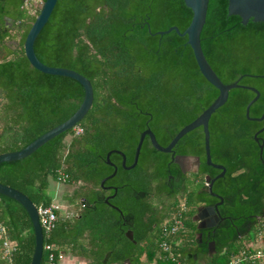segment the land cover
Masks as SVG:
<instances>
[{
    "label": "trees",
    "instance_id": "trees-1",
    "mask_svg": "<svg viewBox=\"0 0 264 264\" xmlns=\"http://www.w3.org/2000/svg\"><path fill=\"white\" fill-rule=\"evenodd\" d=\"M28 1L0 0V154L20 151L68 120L85 96L78 81L44 74L28 61L24 43L40 12L32 14ZM228 4L229 0H210L201 46L224 84L241 78L239 84L260 92L250 108V117L260 118L264 22L242 24L239 16L228 15ZM192 16L184 0H58L34 50L45 65L85 76L93 86V105L73 129L27 158L0 164V183L25 194L38 210L54 206L52 183L78 186L70 202L78 205L79 212L64 216L56 208L55 228L50 232L43 228L41 264H61L62 255L68 253L87 264H230L243 252L261 249L248 244L264 231V149L261 154L255 141L264 120L247 118L246 108L255 93L246 88L231 90L209 123L212 161L226 168L214 192L224 197L225 214L239 228L228 220L215 240L214 253L208 252L207 243L198 244L193 221L196 200L207 197L200 192L205 176L221 172L206 162L202 128L174 148L177 154L198 156L202 162L200 171L182 178L174 193L168 176L178 173L175 165L168 166L171 154L157 151L148 136L131 170L123 168L121 155L112 153L110 160L118 172L104 186L118 187L117 199L110 202L126 218L134 216V225L124 226L121 213L105 201L102 181L114 172L107 163L109 152H123L127 166L132 165L145 130L151 129L166 147L219 95L200 72L187 36L175 31L157 34L174 26L185 32ZM13 30L21 35L17 45L8 44ZM259 138L264 142V132ZM185 142L191 143L190 150L182 146ZM142 192L156 194L157 199L168 196L167 209L160 210ZM178 221L182 227L174 231ZM0 226L6 230L5 236L0 234V264H31L36 244L32 221L20 203L3 195ZM129 229L134 240L126 235ZM5 238L16 245L10 258L4 256Z\"/></svg>",
    "mask_w": 264,
    "mask_h": 264
},
{
    "label": "water",
    "instance_id": "water-1",
    "mask_svg": "<svg viewBox=\"0 0 264 264\" xmlns=\"http://www.w3.org/2000/svg\"><path fill=\"white\" fill-rule=\"evenodd\" d=\"M184 1H185L186 6L189 9H191L193 13L191 23L188 26V28L185 30V32L182 33L178 27L174 26V27H171L169 30L160 31L157 34L165 35V34L171 33L172 31H175L181 37L187 36L188 44L191 46L193 50V53H194V56L198 64L200 72L210 84H212L215 88L219 90V95L216 98V100L211 104V106H209L206 110H204L190 124L183 127L176 134V136L172 139L169 145L166 147L159 144L155 134L152 132L151 129L145 130L141 134L138 146L136 148L134 162L132 165L127 166L126 164L127 159L123 152L121 151L109 152L107 155V163L110 166L114 167V172L102 181V187H104L105 182L107 180L115 177L118 172V167L115 164H113L110 160V157L113 152H116L123 157V162H122L123 168H125L126 170H131L135 168L136 165L138 164L142 145L147 136L149 137L151 144L157 151L162 152V153H167V154H173L174 156L173 150L176 147V145L179 143V141L183 137H185L187 134L194 131L195 129L202 128L204 135H205L206 162L209 166L222 171L221 174L218 175L216 179L212 180L210 177L206 178V182L209 183V186H208L209 190L211 191L213 195L216 196V194L212 192L213 184L217 179L225 175L226 168L222 165L215 164L212 161L211 149H210V130H209V123H210L211 117L217 110H219L222 106L226 104L231 90L236 89V88H246L255 93V97L251 100V102L248 104L246 108L247 118L249 120H255V121L264 120V114L260 118L250 117V108L260 98V92L254 87L243 86L239 84V81L241 80V78L233 84H224L205 57V54L201 46V32L206 24L210 0H184ZM57 2L58 0H45L43 2L42 9L40 10L39 14L36 16V19L34 23L32 24L29 30V33L26 37V40L24 43L25 55L28 61L30 62V64L35 69H37L38 71L44 74L64 76V77L72 78L78 81L85 90L84 100L81 106L79 107V109L75 112L73 116H71L68 120H66L62 124L56 126L55 128L51 129L47 133L37 138L35 141H33L31 144H29L24 149L20 151L0 154V164L4 162H13V161H18V160L27 158L28 156L32 155L39 148L44 146L46 143H48L52 139L67 132L68 130L73 129L89 113L93 105V102H94L93 86L91 82L85 76L71 69L52 67V66L45 65L38 59L35 53V50H34L35 41L38 35L40 34V32L43 30V28L48 23L57 5ZM228 15L229 16H239L242 20V24L244 25L248 24L249 21L251 20L253 22H264V0H229ZM8 20L10 21V19ZM149 32H151L150 29H149ZM262 132H264V127L260 129L255 135V141L259 144L261 154L263 153L264 142L260 140L259 134H261ZM184 159H185L184 157H177V158L174 157V160L178 164L182 162ZM114 191H115V194L112 197L107 198L106 203L122 214L121 210L118 207L110 204L109 202L110 198L115 197L118 189L114 188ZM0 195L9 197L17 201L27 211L32 221V224H33L34 234H35V243H36L31 264H41L42 258H43V251H44V232H43V227L40 222L38 209L33 204V202L29 199V197H27L25 194H23L22 192L12 187L3 185L1 183H0ZM82 205L87 206L89 205V202L83 201ZM211 211L214 212L213 210ZM202 218L203 216H198L196 220L200 221ZM126 235L129 239L131 240L133 239V232L128 231ZM212 245L214 246V244Z\"/></svg>",
    "mask_w": 264,
    "mask_h": 264
},
{
    "label": "flooded vegetation",
    "instance_id": "flooded-vegetation-1",
    "mask_svg": "<svg viewBox=\"0 0 264 264\" xmlns=\"http://www.w3.org/2000/svg\"><path fill=\"white\" fill-rule=\"evenodd\" d=\"M182 146L184 147V149L190 150L191 143L185 142V143H183ZM173 153H174V156H173V154H171V160H170L168 166L170 167L171 165H175V170L178 173V175H177V177H175V175H173V174H170L168 176V182H169L172 193H174V190L176 189L177 185H179L182 178L185 179L186 177L192 176L193 174H197L202 167L201 159L198 156L179 155L176 153L175 150H173ZM174 157L175 158L184 157L185 159L178 164L174 160ZM221 172L218 175H220ZM225 174H226V172H225ZM218 175H216L213 178L210 175H206L205 180L207 177H210L212 180L216 179L218 177ZM215 182L213 184V189H212L213 191L212 192L214 194H216V196L213 195L211 193V191L209 190V187H208L209 183H207V182H206V185L200 189V192H202L203 194H206L207 197L204 200H202V199L196 200L195 208L197 209V212L193 218V221L196 225V232L195 233H196V238H197L198 244L207 243V249H208V252L210 254L214 253L215 245H216L215 240H216V238L220 237L221 230H223V228L227 225L226 222L228 220H230V222L236 227L235 219L225 214L228 211V206L225 205L224 197L221 196L220 194L214 192ZM158 187H159L158 185H156V184L154 185V190H153L154 193H157ZM114 188L118 189V187L114 186V185H106L103 187L104 191L106 192L105 199L112 197L115 194ZM118 191H119V189H118ZM164 193H165V191H164ZM142 194H143L142 196L144 198H146L148 200H152L151 201L152 203L157 204V206L159 207L160 210L167 209V206L169 204L168 200H170V198L168 196L162 195L161 199H157L156 194H154L153 197H150V195L143 193V192H142ZM173 197H171V199H173ZM116 199H117V194L115 195L114 198H110V200H114V201ZM110 200H109V202H110ZM110 204H112V203L110 202ZM182 205H183V207L186 206L184 203H182ZM87 207H89V205H87ZM211 210H213L214 212H212ZM121 215L123 218V225L124 226L128 227V226L134 225V220H135L134 216L133 217L130 216V218H126L125 215L123 214V212ZM198 216H203V218L200 221H198V220H196V218ZM236 229H239V228L236 227ZM128 231L133 232L132 229L127 230V232ZM127 232H126V234H127ZM132 240H134V232H133V239ZM212 244H214V246Z\"/></svg>",
    "mask_w": 264,
    "mask_h": 264
},
{
    "label": "rangeland",
    "instance_id": "rangeland-1",
    "mask_svg": "<svg viewBox=\"0 0 264 264\" xmlns=\"http://www.w3.org/2000/svg\"><path fill=\"white\" fill-rule=\"evenodd\" d=\"M42 5H43L42 0H29L27 6L31 10L32 14L35 15V10H41ZM12 35H13V38L8 39V44L17 45L21 39V35L18 32V30H13ZM4 56H7V54H5ZM79 132H80V129L77 130V133ZM70 141H71V136L69 135L66 138L65 142L69 144ZM77 187L78 186H68L63 183H52L51 193L55 197L54 205L57 206L59 210H61L64 216H73L79 212L78 205H75V204L73 205L70 202L71 200L70 197L73 195ZM261 225H263V223H261ZM253 246L255 248H264V231L263 233L257 236L256 241L253 242ZM64 257L68 259L67 264H87L88 263L86 259L75 257L71 255L70 253L65 254ZM262 264H264L263 261H262Z\"/></svg>",
    "mask_w": 264,
    "mask_h": 264
},
{
    "label": "built area",
    "instance_id": "built-area-1",
    "mask_svg": "<svg viewBox=\"0 0 264 264\" xmlns=\"http://www.w3.org/2000/svg\"><path fill=\"white\" fill-rule=\"evenodd\" d=\"M56 208L58 207L54 205L53 207L42 208L38 210L41 225L47 232H50L55 228L57 216L55 214L54 209ZM181 227H182V223L178 221L174 231L180 229ZM0 234L1 236H5L6 234L5 228H3L2 226H0ZM45 248L48 251H51L53 249V246H46ZM165 249L167 250L168 247L165 246ZM3 250H4V256L10 258L11 254L16 250V245L7 238H5V240L3 241ZM53 259L54 256L51 254L50 262H53ZM242 261L264 262V248L258 249L254 252H243L242 256L234 258L230 264H239Z\"/></svg>",
    "mask_w": 264,
    "mask_h": 264
},
{
    "label": "crops",
    "instance_id": "crops-1",
    "mask_svg": "<svg viewBox=\"0 0 264 264\" xmlns=\"http://www.w3.org/2000/svg\"><path fill=\"white\" fill-rule=\"evenodd\" d=\"M251 245H253L252 243H250L248 246H251ZM65 256V254L64 255H62V260H61V264H67V261H68V259L66 258V257H64Z\"/></svg>",
    "mask_w": 264,
    "mask_h": 264
}]
</instances>
